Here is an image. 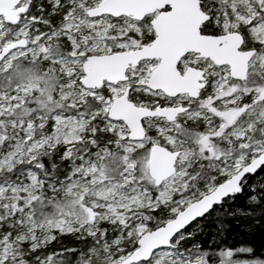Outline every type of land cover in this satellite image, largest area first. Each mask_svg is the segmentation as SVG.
I'll return each mask as SVG.
<instances>
[{
    "label": "snow or ice",
    "instance_id": "obj_1",
    "mask_svg": "<svg viewBox=\"0 0 264 264\" xmlns=\"http://www.w3.org/2000/svg\"><path fill=\"white\" fill-rule=\"evenodd\" d=\"M0 264H264V0H0Z\"/></svg>",
    "mask_w": 264,
    "mask_h": 264
}]
</instances>
